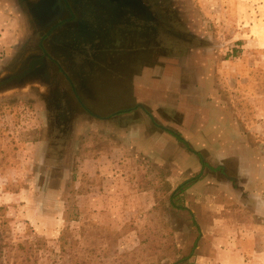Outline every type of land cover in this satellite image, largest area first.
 <instances>
[{
    "label": "rangeland",
    "instance_id": "rangeland-1",
    "mask_svg": "<svg viewBox=\"0 0 264 264\" xmlns=\"http://www.w3.org/2000/svg\"><path fill=\"white\" fill-rule=\"evenodd\" d=\"M168 2L183 27L163 42L179 61L154 81L144 72L133 91L137 103L154 104L145 148L91 127L61 157L43 154L46 123L35 103L0 102V264L234 261L228 243L203 242L200 225L211 216L243 224L246 189L256 190L264 166V0ZM7 24L1 17L0 45L14 41ZM116 98L123 109L135 105L133 96ZM105 154L111 159L93 161ZM218 165L229 181L211 173ZM197 174L203 188L172 197Z\"/></svg>",
    "mask_w": 264,
    "mask_h": 264
},
{
    "label": "flooded vegetation",
    "instance_id": "flooded-vegetation-1",
    "mask_svg": "<svg viewBox=\"0 0 264 264\" xmlns=\"http://www.w3.org/2000/svg\"><path fill=\"white\" fill-rule=\"evenodd\" d=\"M168 1L0 0L17 23L0 54V102L22 96L35 103L46 123L43 154L61 157L91 127L153 129V102L137 103L133 91L144 72L155 80L179 61L163 42L183 27ZM123 96L135 98L133 108L123 109L116 98ZM210 171L230 180L223 165Z\"/></svg>",
    "mask_w": 264,
    "mask_h": 264
},
{
    "label": "crops",
    "instance_id": "crops-1",
    "mask_svg": "<svg viewBox=\"0 0 264 264\" xmlns=\"http://www.w3.org/2000/svg\"><path fill=\"white\" fill-rule=\"evenodd\" d=\"M4 7H6V4L0 2V18L4 17L8 22L5 27L11 25V29L16 28V21L8 15L10 12L8 8L6 7V9H4ZM7 34H11V31H8ZM2 45H0V54H2L5 50L6 44L2 43ZM138 82H140V80ZM139 85L140 83H138V85L136 84V87ZM140 102L144 104L148 103L146 100ZM136 124L133 127H127L126 130L114 134H119V138L132 140L135 142V145L133 146L143 149L146 147L148 139L153 140V134H148V131L153 129L150 126L144 127ZM163 135L165 137L167 136L165 134ZM100 159L109 160L111 157L109 158L108 154H105L104 157L96 158L93 161L98 162ZM261 159L264 161V157H261ZM257 174L259 177L257 178L258 187L256 190L254 187L246 189V191L248 190L251 195H249V200L245 205L246 212H242L244 216L247 214V218H244L242 221L243 224H241L237 219H235V221H226V223H224L219 221V219L212 218L214 216H211V219L207 222V224L204 223L203 225H200L201 229H203V233L201 234L203 242L205 241L215 244L216 246L214 247H216V249L218 242L228 243L229 256L236 261V264H264V166L257 172ZM249 175L253 176V172L249 173ZM204 182L205 181L203 180L197 182L194 185V188H203L205 184ZM209 191L211 192V189H208V192ZM195 202H198L197 204L207 203L206 200L204 201L203 197L197 199ZM201 206L203 207V205ZM222 209L224 210L225 208L222 207ZM235 214L237 213L233 211L232 215L234 217ZM221 226L225 227L223 229H225L227 233L225 237L222 238L218 237L219 228H222ZM234 261H231L228 264H235Z\"/></svg>",
    "mask_w": 264,
    "mask_h": 264
},
{
    "label": "trees",
    "instance_id": "trees-1",
    "mask_svg": "<svg viewBox=\"0 0 264 264\" xmlns=\"http://www.w3.org/2000/svg\"><path fill=\"white\" fill-rule=\"evenodd\" d=\"M178 142H180L186 149L188 152H190L191 154H194L195 156H200L197 152H194L192 149H190L187 145V143L177 134L174 133H170ZM201 180V175L197 174L196 176L192 177L191 179L187 180L183 185H181L180 187H178L176 189V191H174V194L172 197L174 196H179L180 194L184 193L190 186L196 184L197 182H199ZM194 248V246H193ZM192 253V250H191Z\"/></svg>",
    "mask_w": 264,
    "mask_h": 264
}]
</instances>
